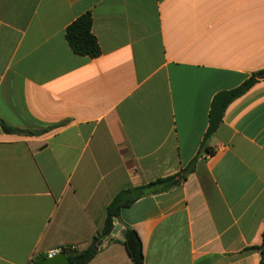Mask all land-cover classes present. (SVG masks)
<instances>
[{"label": "crops", "instance_id": "obj_1", "mask_svg": "<svg viewBox=\"0 0 264 264\" xmlns=\"http://www.w3.org/2000/svg\"><path fill=\"white\" fill-rule=\"evenodd\" d=\"M86 13L96 59L66 40ZM263 69L264 0H0V121L17 130L0 125V264L86 249L119 192L191 164L121 211L145 264H260L264 80L199 152L214 97ZM114 238L89 264H132Z\"/></svg>", "mask_w": 264, "mask_h": 264}, {"label": "trees", "instance_id": "obj_2", "mask_svg": "<svg viewBox=\"0 0 264 264\" xmlns=\"http://www.w3.org/2000/svg\"><path fill=\"white\" fill-rule=\"evenodd\" d=\"M92 26L93 19L91 13L84 14L67 28L66 40L76 55L96 59L101 55V50L96 37L92 33ZM262 80H264V69L252 74L251 77L238 88L221 92L214 97L209 113V128L202 143L199 155H214L215 152L208 143L222 123L227 108ZM0 125L5 133L11 134L17 132L15 128L4 121H0ZM27 134L36 135L34 132H27ZM193 171L194 165L191 164L175 176L159 179L145 186L122 190L114 197L108 206L104 226L92 239L89 247L83 250L67 247L62 248V252L66 253L71 264H89L102 249L98 247L99 242L102 240H115V238L112 237V232L116 224L120 222V215L123 209L131 207L144 197L166 192L181 185ZM124 228L127 231V239L123 241V245L127 250L132 264H145L143 244L138 233L128 226H124ZM259 250L261 251L260 264H264V233L263 242ZM46 258V255L39 256L32 264H41Z\"/></svg>", "mask_w": 264, "mask_h": 264}, {"label": "water", "instance_id": "obj_3", "mask_svg": "<svg viewBox=\"0 0 264 264\" xmlns=\"http://www.w3.org/2000/svg\"><path fill=\"white\" fill-rule=\"evenodd\" d=\"M120 235L123 240L127 239V231L121 227V225L116 224L112 236ZM105 240L99 242L98 247L103 245ZM41 264H71L69 258L67 257L66 253L60 252L55 254L54 256H48L45 260L41 262Z\"/></svg>", "mask_w": 264, "mask_h": 264}, {"label": "built area", "instance_id": "obj_4", "mask_svg": "<svg viewBox=\"0 0 264 264\" xmlns=\"http://www.w3.org/2000/svg\"><path fill=\"white\" fill-rule=\"evenodd\" d=\"M60 252H62V249H61V250H56V251L51 252V253L49 254V256H54L55 254L60 253Z\"/></svg>", "mask_w": 264, "mask_h": 264}]
</instances>
